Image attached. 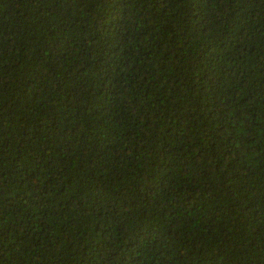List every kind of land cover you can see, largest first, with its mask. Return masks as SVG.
<instances>
[{
    "label": "trees",
    "instance_id": "16d2710c",
    "mask_svg": "<svg viewBox=\"0 0 264 264\" xmlns=\"http://www.w3.org/2000/svg\"><path fill=\"white\" fill-rule=\"evenodd\" d=\"M0 264H264V0H0Z\"/></svg>",
    "mask_w": 264,
    "mask_h": 264
}]
</instances>
